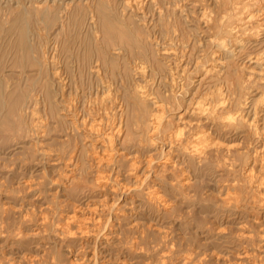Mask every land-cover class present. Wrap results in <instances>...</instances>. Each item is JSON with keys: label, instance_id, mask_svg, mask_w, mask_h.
Masks as SVG:
<instances>
[{"label": "rangeland", "instance_id": "obj_1", "mask_svg": "<svg viewBox=\"0 0 264 264\" xmlns=\"http://www.w3.org/2000/svg\"><path fill=\"white\" fill-rule=\"evenodd\" d=\"M214 1L0 0V264H264L263 210L245 199L235 204L227 187L233 174L215 171L213 157H189L184 146L196 124L191 111L209 91V78L197 90L205 68L195 64L216 30L206 14L223 10ZM180 39L189 83L171 96L178 107L165 116L187 108L185 120H174L184 134L166 147L168 131L143 133L139 107L130 105V129L112 136L118 116L103 107L132 100L140 83L156 90L153 69L148 81L132 69L147 56L164 94L180 60L158 48ZM102 48L115 62L100 70V84ZM104 132L113 140L99 147L94 137Z\"/></svg>", "mask_w": 264, "mask_h": 264}, {"label": "bare ground", "instance_id": "obj_2", "mask_svg": "<svg viewBox=\"0 0 264 264\" xmlns=\"http://www.w3.org/2000/svg\"><path fill=\"white\" fill-rule=\"evenodd\" d=\"M214 3H215L214 7H220L222 5L223 10L221 13H217L213 9L210 11L211 14L209 13L206 14L205 21L208 24L209 28L213 30V27H215L216 30L214 33V38L213 40H211L212 44L210 47V51L207 52L206 54H203L202 56L201 54L196 55L197 59H196V64H195V68H197V70L199 67L205 68L203 69L205 70V73L202 72L204 73L203 77H200L199 79V85L197 87V90L200 89L201 85L204 84L203 79L209 78L211 80L209 83L210 85L209 86L207 85L208 87L207 86L205 87V88H208L209 91L208 92L203 91L206 93L205 94L203 93L204 95L200 94V96H202V98L199 96L201 100L199 99V101H197V104L194 106L193 110L192 108L190 109L192 110L191 111L192 114L195 113L194 115L196 117H195L194 123L196 124L192 125L193 131L190 132L191 134L187 132L188 134H190L188 135L190 136L188 139L190 141V144L189 142H186V144L184 145L183 143V145L187 149L189 153L188 154L189 157H198L200 158L199 160L201 162L207 161L211 157H213L212 162H215V167H216L215 171H224V173L228 172L229 174H233L232 183L228 184L227 187L229 188V192L233 191L232 193H229V194L231 195V198L235 200L234 201L235 204H237L236 200L242 201L243 199H245V200L254 202V205L257 208L263 210V213H264V0H216L214 1ZM213 11L215 12L214 14H213ZM204 13H206V11ZM92 28H94L95 30L94 34H95V37L97 38L98 36L97 33L99 32V29H97L96 25H93ZM181 40L182 39L171 40L169 44H172V46L167 45V46L158 48L159 51H161L163 58L172 60L174 61V63L176 62V60H180L179 62L181 63L180 64L178 62L179 64L177 63L174 65L176 69L172 67L173 71L169 73V75L172 77V81L167 83V85L164 87L165 90H164V94L162 95L159 94L161 90L159 87L161 86L162 78H161V75L156 72V69L153 68V64H151V61H152L151 58L147 56L146 57L147 60H142V61L137 60L135 62V65H133L132 69H134V71L136 72L135 73L136 75L138 74L137 77L138 76L141 77V80L143 79L145 81L146 78L148 77L147 76L148 73L150 72L149 69L150 68L153 69L152 73L158 75V76L156 75L155 79L153 78L154 81L156 82V83L154 82L153 83L155 84V86H157V88L156 90L152 91V90H149V88H147L146 86H144L145 82L144 84H141L139 82L140 84H137L136 86L134 83V86H135L134 94H131L132 100L130 101L122 100L121 102L119 101L120 104L112 103L113 105L109 103L110 104L109 106L106 105L103 107L104 112L107 113L108 115H110V112L115 111V113L113 114L114 119H116L115 116H118V121L117 122L113 121L110 127L111 133L113 132L112 136L115 134V132L119 133V135H122L125 133V131L130 129L129 126L125 124V116L129 114L130 105L134 109H135V105L139 107V110H138L139 113L137 112V114L140 117V119L137 116V120L142 123L143 131H144V132L142 131L143 133L149 132L151 134L156 135L158 134V132L168 131L165 134L163 133V135L165 136L164 144L166 145V147L171 146L170 143L172 144L173 138L175 136L178 137L181 134H184L186 130H184L183 127H179L181 125H176L175 127L174 120L176 118L185 120L184 116L182 115H184V113L187 112L186 111L187 108L183 112L181 110H184V108L183 109L181 108V110H179L178 113H173L171 116H167L168 115L167 114L165 116L168 109L170 108L176 109L178 107L177 106L178 104L176 105L174 102H173L174 104H172L169 101L171 96H174V93L176 92V90L180 93L185 91L186 85L189 83L188 80L186 79L187 72H189L190 70L189 69L190 66L188 65L189 60L187 61V58L189 57V55L187 54H189V52L184 53L186 51L183 50V52L179 53L178 51L179 48L177 49V47H175L176 43H178L176 41H181ZM106 44L109 46V42H107ZM250 45L252 48H254L252 49V51H251V47L249 48ZM259 45L260 47L257 48ZM45 48L43 50H45ZM100 50L101 52L98 58V64L96 65L94 70L98 71L97 75L99 76V82L100 84H102L105 79H103L104 74L100 76V70L103 68L102 70L105 69L104 71L106 73V71L112 69L114 62H115L114 61L115 58H113L112 56L110 57L108 54H106L103 51V48ZM46 52H48V49ZM44 54H46L45 51H44ZM185 57H186V60H185ZM191 57H193V55L190 56V58ZM203 60L209 61V64L205 65V63H203ZM44 61L45 59L41 60V65L43 67H45L46 65ZM92 67L94 66L91 65L90 68ZM152 73L150 75H153ZM131 75L133 74L131 73ZM113 84H110V85L112 86ZM115 84L117 87V83ZM149 85H150V82H149ZM102 91L104 90L102 89ZM113 91L115 93L117 92L115 91V88ZM196 91H195V94H196ZM114 92L110 91V93H114ZM117 94L118 93H116V95ZM121 95L123 94H120V96ZM107 96L105 95L106 98ZM103 97L101 98L103 99ZM109 97L111 96L109 95ZM178 100L180 101L182 99H178ZM106 101L111 102V98ZM136 111H137V108H136ZM101 114L105 115L104 113H101ZM107 114L105 116H108ZM103 115L100 118L104 119L105 117ZM98 125L100 126V124L98 123L94 124V127L92 128V130L94 129L95 131L98 132V130H100ZM111 133L108 134L104 132L105 137H103L102 135H101L102 137H97V138L94 137L95 141L93 143L98 145L99 147L100 146L104 147L106 139L108 141L113 140ZM185 139L187 138L185 137ZM178 149H180L179 146H178ZM192 160L194 161V159ZM133 169H137V167L135 166V168ZM243 170L245 172L244 176L242 175ZM188 181L186 180L183 184H181V187H185V184L189 183ZM154 195H156V193H154ZM157 197L159 198V196ZM114 235H115V232H114Z\"/></svg>", "mask_w": 264, "mask_h": 264}]
</instances>
